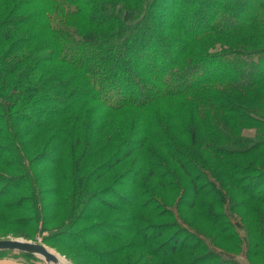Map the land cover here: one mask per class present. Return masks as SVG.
I'll return each instance as SVG.
<instances>
[{"label":"trees","instance_id":"trees-1","mask_svg":"<svg viewBox=\"0 0 264 264\" xmlns=\"http://www.w3.org/2000/svg\"><path fill=\"white\" fill-rule=\"evenodd\" d=\"M0 10V209L18 190L14 178H21L14 175L17 166L3 177L6 152L19 159L35 191L33 221L53 246L76 244L74 229L106 209L123 212L131 226H145L136 213L149 207L136 202L147 195L140 196V176L145 172L147 181L156 165L172 162L191 183L188 209L219 231L217 242L232 244L238 237H224L227 226L209 212L211 205L197 203L191 170L229 182L240 173L236 158L257 153L249 160L256 171L241 167L243 176L256 175L247 185L232 182L231 189L241 185L240 206L250 216L254 241L246 255L264 259V164L257 166L264 136L246 147L238 135L245 125L264 123V0H0ZM130 160L111 181L129 184L117 200L124 207L116 209L106 201L111 191L99 194L95 185ZM114 220L86 227L89 233L111 230L95 235L108 243L122 241L105 252L90 245L87 264H118L163 233L130 227L124 234L116 230L120 218ZM175 241L149 254H181ZM208 255L217 264H234L221 260L222 253Z\"/></svg>","mask_w":264,"mask_h":264},{"label":"rangeland","instance_id":"rangeland-1","mask_svg":"<svg viewBox=\"0 0 264 264\" xmlns=\"http://www.w3.org/2000/svg\"><path fill=\"white\" fill-rule=\"evenodd\" d=\"M2 17L3 13L2 10H0V20ZM245 79H248L247 70L244 71L242 77V80ZM238 135L241 136L240 138L245 141V144L247 145L246 147H248L256 141V136H264V123L257 121L251 125H245L238 131ZM225 148L242 149L238 146H228ZM255 155H257V153H252L248 156L240 155L239 158H236L238 159V162L234 163L233 165L238 164V166H235L236 169L234 171H239L240 173L235 175L233 172L234 174H232V177L230 178L231 181L229 182L226 180L223 182V179H221L220 182L215 177H213L209 171H205L203 168H194L191 170L192 175L190 177H196V181H198L197 187L200 191V195L196 200L197 203L204 202L208 205H211L208 208L209 212L214 213L215 217L222 218V223L227 226L225 228L224 237L236 235V237H238V241L235 240L236 243L229 244L225 242V240L224 242L221 240L220 242H217L216 239L219 238V231L209 224L208 219H203V215L201 216V214H196V209H188L187 205L189 204L192 196L189 178L186 177L176 165H174L172 162H169L163 167L156 165L155 175L147 181L142 179V177L145 176V172L142 174V176H140L141 178L139 179L140 181L138 184H142L144 188V193H141L140 196H143L145 193L147 195L142 199H136V202L140 203L142 201H146V204L149 207L148 211L138 210L136 213L139 215L138 217H140V221L144 220L145 226H141L140 224H135V226L132 224L131 226L130 223L125 221V215L123 212H114L113 210L106 209L102 210L100 216L96 215L92 217L89 222L80 224L76 227V229H74L78 234V236L76 235L74 238L76 244L71 242L65 244L61 243L64 246H53L52 240L48 234L39 233L37 230L39 224L33 221L37 215V209L34 206L35 201L33 198L35 191L32 189L29 179L22 177L23 172L19 167V159H10L8 154L5 152V161L9 164V166L8 170L3 172V177L12 176L13 174H11V168L17 166L19 172L14 175H21V178H14L17 179L16 184H18V190H13L14 192H11V196L13 198L3 200V202L8 201L6 206L5 204L1 205L3 209H0V240L23 239L31 242L41 243L47 249L63 259L66 264H87V262L90 263L91 258L88 253H85V251L90 245L91 247H96L95 253H97L99 251L105 252L108 249L119 245L122 241L116 244L108 243L104 241L106 239L95 235H100L101 233L108 234L111 232V230L102 232V230L97 227L94 230H91L89 233V231L86 230V227H88L90 223L92 224L96 222L97 219L98 221L96 223L104 221L106 224H110L115 222L114 219L119 217L120 221L118 222V227L116 228L117 232H120V229L122 230L121 232L125 234L126 231H129L130 227H132L134 231L136 229L142 228V232H145L147 235H149V233L152 231H159V233H163L160 234V236H157L155 240L150 241L143 247L141 246L138 250L127 252L124 255L125 257H123L121 262L118 264H189L190 262H192V264H217L218 259L208 255L210 251H213L215 254H224L220 259L223 261L226 259L232 260L234 264H264L263 258L256 256V258L251 259L246 255L245 250L249 247V244L254 241V235L249 233L246 226V224H248L250 221V216L244 215L245 210L240 206L241 201L245 199L240 194V189L242 188L241 185H247L250 177L256 175L255 173H250L246 176H243L244 174H242L241 167H247L249 169L252 168L250 169L251 172L254 171V169L256 171V168L249 162V160L253 159ZM259 156L260 157L258 158L257 166H259V164H264V158L261 155ZM130 162L131 160L127 161L118 167L113 172V174L111 173L103 177L95 185V190L99 191V194L101 193V190L111 191L106 201H108L109 205H112L116 209H121L124 207V201L122 199L121 201L117 200L119 196L124 195V193L129 188V184L128 180L125 179L121 182L122 186L112 185L111 181L114 177L124 173L126 168L130 165ZM259 172H261V170ZM242 181L244 182L236 190L231 189L232 182L233 184H240ZM110 184L112 186H110ZM126 184L128 186H124ZM156 184H158L159 188L156 187ZM1 187L2 186L0 184V188ZM221 188L225 192L222 193V196L220 197L218 192L221 190ZM141 191L142 190L138 189V192L135 191V193L138 194ZM204 195L214 198L213 201L216 203L212 205V202L202 198ZM128 201L131 203V199H128ZM252 207L260 208V206L257 204H253ZM150 213L156 217L151 218L149 216ZM82 229H85L86 233H84V231L82 232ZM133 238L134 237L132 236L130 239ZM199 238H201L204 244L199 242ZM175 240H178L176 249H178L180 246L181 249L178 251H181V254L158 257H154L149 254L150 249H155L166 241L169 243L168 246L160 248L159 251H161V249H169ZM256 241H259V239H256ZM124 242H126V240ZM134 243H139V240H134ZM193 245H197V247L192 249V247H194ZM261 250L263 249L261 248ZM92 254H94V252ZM0 256H12L16 259H21L26 262L30 261L32 263L34 262L35 264H46L36 256L13 251L0 252ZM223 264L228 263L225 262Z\"/></svg>","mask_w":264,"mask_h":264},{"label":"water","instance_id":"water-1","mask_svg":"<svg viewBox=\"0 0 264 264\" xmlns=\"http://www.w3.org/2000/svg\"><path fill=\"white\" fill-rule=\"evenodd\" d=\"M13 251L36 256L46 264H66L57 254L47 249L43 244L23 239H1L0 252Z\"/></svg>","mask_w":264,"mask_h":264},{"label":"crops","instance_id":"crops-1","mask_svg":"<svg viewBox=\"0 0 264 264\" xmlns=\"http://www.w3.org/2000/svg\"><path fill=\"white\" fill-rule=\"evenodd\" d=\"M0 264H35L30 261H23L21 259H16L12 256H0Z\"/></svg>","mask_w":264,"mask_h":264},{"label":"bare ground","instance_id":"bare-ground-1","mask_svg":"<svg viewBox=\"0 0 264 264\" xmlns=\"http://www.w3.org/2000/svg\"><path fill=\"white\" fill-rule=\"evenodd\" d=\"M59 259H61V258H59Z\"/></svg>","mask_w":264,"mask_h":264}]
</instances>
